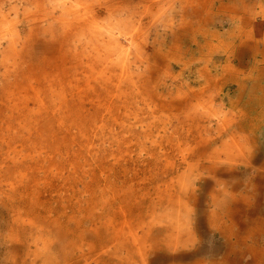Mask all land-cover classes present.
I'll use <instances>...</instances> for the list:
<instances>
[{"label":"rangeland","instance_id":"374dc122","mask_svg":"<svg viewBox=\"0 0 264 264\" xmlns=\"http://www.w3.org/2000/svg\"><path fill=\"white\" fill-rule=\"evenodd\" d=\"M243 3L240 0H0V21L7 17L0 22V264H44L49 257H55V263H64L67 258L72 264H106L100 262L106 254L98 244L107 233L105 227L137 231L142 220L166 210L186 221L189 210L206 207L213 190L220 201H232L234 213L239 211L235 213L236 223L241 218V223L248 221L249 227L237 225L231 240L246 234L243 250L251 245L264 248V225L259 228L260 224L255 223L258 218H264V176L256 175V170L264 166V127L257 126L256 130L254 127V133L248 130L256 113L246 106L251 83L245 81L240 91L235 82L225 84L208 76V69L213 73L224 70L222 64L227 60L234 69L242 68L238 60L233 61L236 44L231 42L237 37L232 29L239 20L230 6L240 9L238 16H249ZM245 4L264 9V0H245ZM64 7L74 9L66 17L75 18L77 25L63 29L60 18H65L68 12ZM119 7L125 15L123 18L131 12L134 16L126 28L128 35H120L116 29V39L124 47L123 59L120 66H112L117 75L104 80L99 75L100 69L104 68L107 56L116 61L121 48L115 47L114 51L104 48L105 57L103 51L97 54L99 50L92 47L101 44L98 39H92L94 43L90 45L87 36L95 23L104 26L111 24L109 21L117 23L120 17L110 16L108 10ZM84 9L89 14L93 11L99 14L85 15ZM261 15L256 14L255 21L247 23L246 28L258 29L256 20L263 21L264 14ZM87 17L88 22L96 18L91 26L80 22ZM7 21L15 24L16 34L3 28ZM258 26L261 31L253 34L255 39L264 34V25ZM257 41L245 45L246 56L250 57L249 46ZM259 47L264 50V43ZM257 57L262 59L260 54ZM258 64L264 62L255 65ZM242 65L245 74H249L252 64L248 58ZM200 84L204 85V91L198 95L192 93L190 88ZM38 94L43 103L34 98ZM252 97L254 103L257 97L254 94ZM187 105L189 111L194 112L196 106L206 116L203 119L208 127L194 128L218 136L216 147L221 143L220 137L228 132L240 135L242 143H252L247 139L250 136L257 138L253 141L258 148L257 158H250L253 163L247 164L248 160L240 156L234 177L219 176L215 187L218 177L204 174L210 184L198 190V205L180 188L181 181L187 178L185 147L188 151L193 146L190 150L195 151L198 146L186 141V133H180L182 129L173 132L178 126L175 116H185ZM239 126L246 129L239 130ZM28 153L36 159H30ZM195 158L193 163L197 161ZM198 172L194 171L193 178ZM11 182L15 183L14 191L8 186ZM195 187L202 188L200 181L195 182ZM234 193L250 198V208L241 203L236 205ZM247 211L251 213L249 216ZM205 217L200 227L192 215L193 235L187 236L190 244L201 247L200 264L223 259L224 246L228 243L218 226L210 229L208 223L214 217ZM226 221H230L228 225L233 223ZM38 238L55 240L49 257L43 254L38 258L31 252ZM192 245L184 253L191 252ZM172 247L170 253L177 254L184 245L179 249ZM233 256L230 255V264L232 261L254 263L251 254L247 261ZM259 259L264 263V251ZM194 260H184L183 264H194Z\"/></svg>","mask_w":264,"mask_h":264},{"label":"bare ground","instance_id":"6f19581e","mask_svg":"<svg viewBox=\"0 0 264 264\" xmlns=\"http://www.w3.org/2000/svg\"><path fill=\"white\" fill-rule=\"evenodd\" d=\"M240 1H244L242 6L249 10V16L247 14H246V16H243V17L238 16V14L240 13V9L236 8L235 6H230L231 8L230 7H228V8H230V11L236 12V14H237L236 17L239 20V21L236 20V22L238 21L237 27L234 26V29H232L234 32V35L238 39L237 38L234 39L231 42V44L232 43L236 44V46H234L233 52H232V53H234L233 61L238 60L240 62L239 63L240 66L242 68L234 69L231 62H229L227 60V62H225V64L224 63L222 64V69H224V70L220 71L218 69L215 73H213L212 69H208V72H210V73H208V76L209 77L213 76V79L223 80L225 84L226 83L228 84L230 82H232V83L235 82L238 84L240 91L242 89H244L246 82L250 81V83H251L249 85L250 87L248 86L249 87L248 92L250 94V99L248 100L246 106H247L249 111H252L253 113L256 112L255 115L252 116V118H251L252 122L249 126V129H248L249 131L254 133L255 131H252V130H254V127H255V130L258 129L259 127L260 128L264 127V64H258V66L255 65L257 62H260V63L262 61L264 62V50L259 47V45L261 43H264V39H263L264 34H263V36L261 35L262 37L261 38L259 37V39L253 38V34H255V32L259 34V32L261 31L260 30L261 28L258 25H264V19L261 22H258L256 20V25L258 27V29H256V30L254 28L253 29L252 28L251 29L246 28V24L247 23L251 24V21L254 22L255 18H256V14H259V15H261L262 13L264 14V9L263 8L257 9V8H259V6H254V5L250 6V4L246 5L245 0H240ZM77 7H79V6H77ZM129 7H130V5H129ZM64 9H66V11L68 10V12L65 15L66 19L60 18V19H63V22H64L63 23L64 24L63 29H66V28H64L65 26L69 27L68 25H72V24L77 25V22L73 21V19H75V18H73V19L67 18V17L71 16L74 9H72V8L67 9V7H64ZM75 9H77V8L75 7ZM109 9L111 10V12H110V10H108L110 16H112L114 14V15H117L118 17H120L119 21H117V23L109 21V23H111V24L107 23V25H105V26L99 25L97 23H95L93 26H91V23H93L96 19L95 17L90 19L89 22H88L89 16L83 20H80V22L84 23L83 26H85L87 23L88 24L90 23V26H91V30H89L90 35L87 36L88 40H89L88 41L89 44L91 45L94 43V42H92V39H94V38L98 39L97 41H99L101 43L100 45L94 46V44H93V46H92L93 49L99 50L97 54H100L102 51L104 52V48L106 50H110V51H114L115 47L121 48L118 52V57L115 58L116 61H114V57H111L110 55L107 56V52H104L105 57L107 56L106 63H105L104 68L100 69L101 71L99 73V75H101V77L104 78V80L105 79L110 80L113 77V75H117L116 73L115 74L113 73L112 69H114V67H112V66H116V65L120 66V61L123 59L122 58V52L124 51V49H123L124 47L122 46L121 42L116 39L117 38L116 29H118L120 35L121 34H127L126 28L129 24L128 22H130V19L134 16V13L131 12V13L127 14L126 18H123V17H125V15H123L124 13L122 12L121 7H119L117 10L112 9V8H109ZM208 9H209V7H208ZM145 10L151 11V9L147 8V7H145ZM114 11H115V13H114ZM82 12H83V10H82ZM84 12L86 13L85 15H87V13H88V15L99 14L96 11H93L92 14H89V11L87 12L85 9H84ZM137 12H138V10L136 9L135 14ZM67 14H69V16H67ZM218 15H219V13H218ZM76 16L78 18H80L79 14H76ZM81 16H83V15H81ZM178 17H180V16H178ZM236 17H234V18H236ZM122 18H123V20H122ZM2 19L7 20V17H3ZM53 19H54V17H53ZM81 19H82V17H81ZM244 19L246 21L244 23H242V21ZM3 20H1V21H3ZM199 22H200V20H199ZM122 23H123V25L121 26ZM171 24L173 25V23H171ZM14 26H15V24H13V22L11 23V21H7L6 23L3 24V28H6L7 30H11L12 33L14 32L16 34V31H14V29H15ZM121 27H123V28H121ZM199 28L201 29V27H199ZM238 28H239V30H238ZM16 30L18 31V29H16ZM99 31H102L101 38L99 36ZM104 32L106 35H104ZM105 36L108 38H106ZM114 40H117V41H114ZM252 40H258V41L256 44H253L254 46L253 45L249 46V48H250L249 49L250 57H249L248 55L246 56V51L248 49L245 50L244 48H247L246 46H248V42L249 41L252 42ZM10 42L12 44H15L14 43L15 41L13 42L12 39L10 40ZM133 42H134V40H133ZM206 42L208 43V41H206ZM119 46H121V47H119ZM217 47H218V45H217ZM6 50H9V49H6ZM11 50L12 49H10L9 51H11ZM93 51L94 50L91 51V56L94 57V55H92ZM110 51H109V54H110ZM258 54H260L261 58L263 59V60L260 59L262 61L257 59ZM167 55H169V52H167ZM119 58H120V60H119ZM246 58H248V63L252 64V66L250 67V71H249L250 73L249 74H245V70L243 69L244 66L242 65L243 62H245ZM3 60H1V61H3ZM123 64H125V62H123ZM169 71H171V69ZM175 77L173 79H175ZM103 83H104V81H103ZM190 90L192 93H197L196 95H198L199 92L204 91V85L200 84V85H198L197 88H195V89L190 88ZM259 93H262V96L258 95ZM253 94L257 97L256 100L254 101V103H253L254 98L252 97ZM34 98L38 99V101H40V100L42 101L39 94L36 95ZM224 98H225V95L222 96L223 100H224ZM42 103H43V101H42ZM252 103L255 107L251 106ZM174 105L176 106L174 108L178 109V104L174 103ZM10 107L12 108V104H10ZM195 107H194L195 111L191 112V111H189V108L187 105V107H186L187 110H185V113H186L185 116H182V117L175 116V118H177V123L175 125L176 126L178 125V126L174 128L173 132H176V130H178L179 128L182 129L183 131H181L180 133H182L184 135L186 133V141L187 140L193 141L198 146L195 151H194V148H193V150H190L193 146H191L190 149H187L188 151H186V147H185L186 156H184V161L187 164V167L185 169V172H187V178L186 179L184 178L181 181V185L179 184L181 190L184 189L187 192V196H190V198H191L190 200L194 201L195 204L198 205V200L200 197L197 195L198 190L201 191L203 188L206 187L207 184H210V180L208 183L205 181V179H206V178H204L205 173L210 175V176L212 175L214 177H218L214 181V185H215V187H217V182L219 183V176L221 178H222V176H225V175H227L229 177L235 176V172H236L235 166L239 165L236 162H239L238 159H240L239 158L240 156L243 159H246L249 161V162L246 161L247 164H249V163L252 164L253 161L250 162L249 159L254 158V157L257 158V155L255 156V154H257L256 152L258 151V148L255 147V144H253L254 139H257V138H255L256 136L255 137L250 136V138H247L248 141H252V143H242L241 142V136L237 135L236 133H233V132H228V133L226 132L227 135L226 134L222 135L220 137L222 139L220 141L221 143H220V145H217V147H216L215 144L219 140L218 136L215 137V136L209 135L207 132H205L204 134L207 136V137H205V135L202 133V131H196L201 125H203L202 127L205 128V127H208V124H206L205 120L203 119L206 116L203 113L196 110L197 107L196 108ZM257 126H259V127H257ZM194 127H197V129H195ZM164 129H166V127H164ZM238 129L239 130H245L246 128L239 126ZM208 132H210V131H208ZM180 144L182 145V142H180ZM212 146H213V148H212ZM210 149H212V150H210ZM28 154L31 156L30 159H32V160L36 159V157L33 154H31V153H28ZM246 154H248V155H246ZM263 154H264V152H263ZM190 156H192L191 159H189ZM194 157H196L195 159H197V161L195 163L192 162ZM226 163H229V164H226ZM196 169L199 172L193 178L194 171ZM256 171H257L256 175L260 174V176L261 175L264 176V166L258 168ZM245 173H246V171H245ZM198 181H200V185L202 186V188H196L195 187V182L197 183ZM14 184H15L14 182H11L10 184H8V186H10L9 187L10 190H12V191L16 190V186ZM218 190H220L219 187H218ZM178 192H181V191H178ZM206 194H208V193H206ZM216 196H217V194L213 190L212 194L210 195L211 200L206 201V203H207V205L205 204L206 207L199 209V210H197V209L196 210H189L188 211L189 218L186 219V221H180L179 218H175L173 216L174 214L172 212H170V210H166L168 212H165V213L158 215V216L153 215L147 221L142 220L141 223H139V225H138L137 231L136 230H130V229L126 230L125 228H123L121 230H116V229L109 230L108 227H105V231H107V233L103 236V238L101 237L102 240L100 239V242L98 244L102 245L100 248H101V250L104 251L106 256H103V258L100 259V262H104L106 264H183L184 260L194 258V259H196V260H194V264H200L201 260L199 258L200 257L199 254L201 253V247H194L195 245L193 246L192 244H190L187 236L193 235L192 230H191L192 229L191 224H192L193 219H195L194 223H196L198 226L201 227V225L203 224L201 222L204 219H206V217H205L206 215H209L212 218L214 217L213 220H211V222L208 223L210 226V229H212V227L218 226V230H220V232H223L222 236H224L225 240L228 241V243L224 246V247H226V251L224 252L223 259H221V260L212 259L211 262H209L210 264H220L221 262H222V264H224V263L228 264L229 261L232 260V259H230L231 254L234 256H237L238 258L241 256V258L243 260H246V261L248 260L247 259L248 255L251 254V259H254L253 264H264L259 259V257L262 255V253L264 251V248L263 249L261 247L256 248L255 245H251L250 247L246 248V250H243L242 244H246V240H247V238L245 237L246 234L241 235L238 233L239 236L237 237V240L236 241L231 240V236L234 235V232L236 231L237 225H239V226L242 225L244 228L249 227V226H246L248 221L245 220L241 223V219H242L241 218L240 222L238 221L239 223H236L237 222L236 214H238L239 211L235 212L236 214L234 213V211H232L233 210V207L231 208L232 201L226 202L225 199H221V201H220V199L216 198ZM239 196H237L235 193L232 194V198L236 200V202H235L236 205L241 203V204H243L242 206L250 208V206L252 204L250 202V198H246L244 196V194H240ZM219 202H222V203H220L221 205H219ZM179 211H180V209H179ZM222 214L226 215L227 218L225 219V216L222 217L221 216ZM246 214H247V216H249L251 213H249V211H247ZM192 215H194L193 219L191 218ZM217 220H218V223L216 224L215 222ZM226 220H232L233 223L228 225L227 223H229L230 221H226ZM248 220H249V217H248ZM255 223H257L256 225H258V223H259L260 224L259 228H262L261 225H264V218H258V221ZM225 224H227V225H225ZM250 224L253 225V220L251 221ZM251 229L252 228H250V230ZM141 231H143L142 234H141ZM238 231H239V228H238ZM217 232H219V231H217ZM231 232H232V234H231ZM193 239H194V237H193ZM192 242L194 243V241H192ZM54 245H55V240H52V239L50 240L49 238H46V239H44V238L39 239L38 238V240L35 242V248L31 252L33 253V255L35 257H38V258L40 255L43 256V254H46L47 257H49L48 253L51 251V249L53 248ZM183 245H184V248L179 253H177V254L170 253L172 246H173L172 247L173 249H174V247L179 249V248L183 247ZM188 245L189 246L192 245L194 251L193 250L191 252L186 251L187 253H184V250H186L188 248ZM172 252H174V251H172ZM238 258H236V260ZM54 259H55V257H49L48 260H46V263H44V264H70V263L72 264L73 263L70 260H67V258L64 260V263H61L60 261H57L55 263ZM235 263L237 264L238 262H234V261L231 262V264H235ZM241 264H243V263H241Z\"/></svg>","mask_w":264,"mask_h":264},{"label":"crops","instance_id":"0c3cea01","mask_svg":"<svg viewBox=\"0 0 264 264\" xmlns=\"http://www.w3.org/2000/svg\"><path fill=\"white\" fill-rule=\"evenodd\" d=\"M208 234L211 236V234H210V230H209V232H208ZM213 238V237H212ZM214 240V239H213ZM215 241V240H214ZM212 252H215V251H211V253ZM209 257H210V255H209ZM205 260V259H204Z\"/></svg>","mask_w":264,"mask_h":264}]
</instances>
